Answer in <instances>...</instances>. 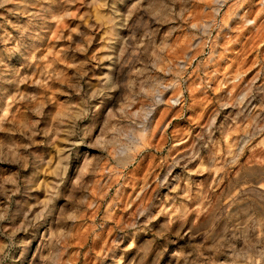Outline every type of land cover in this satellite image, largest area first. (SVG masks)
Returning <instances> with one entry per match:
<instances>
[{
	"label": "rangeland",
	"instance_id": "rangeland-1",
	"mask_svg": "<svg viewBox=\"0 0 264 264\" xmlns=\"http://www.w3.org/2000/svg\"><path fill=\"white\" fill-rule=\"evenodd\" d=\"M0 264H264V0H0Z\"/></svg>",
	"mask_w": 264,
	"mask_h": 264
},
{
	"label": "bare ground",
	"instance_id": "bare-ground-1",
	"mask_svg": "<svg viewBox=\"0 0 264 264\" xmlns=\"http://www.w3.org/2000/svg\"><path fill=\"white\" fill-rule=\"evenodd\" d=\"M101 13V12H100ZM104 18V17H103Z\"/></svg>",
	"mask_w": 264,
	"mask_h": 264
}]
</instances>
